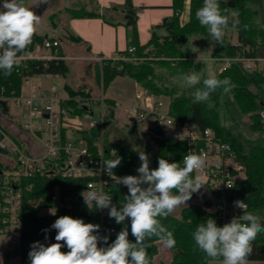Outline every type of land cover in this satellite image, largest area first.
I'll use <instances>...</instances> for the list:
<instances>
[{"label":"trees","instance_id":"16d2710c","mask_svg":"<svg viewBox=\"0 0 264 264\" xmlns=\"http://www.w3.org/2000/svg\"><path fill=\"white\" fill-rule=\"evenodd\" d=\"M253 0H218L223 14L230 16L229 26L237 28V43H232L225 35L222 44L214 45L212 55L215 59L233 58L236 56L256 57L257 47L264 44V29L253 24V9L248 5ZM185 0H173V7L182 10ZM204 0H190L189 18L181 22L178 14L166 19L163 22L166 33L159 35L152 32L151 39L146 44H141L137 28V11L133 8L132 0H126L125 6L131 13L133 19L128 26V48L120 51L115 58L103 57L98 65L96 80L103 85L104 90L108 89L114 79L118 76L133 78L135 81L146 87L155 94H165L170 97V112L182 121L194 122L199 128L210 127L215 130L217 135L224 141L229 142L236 151L238 158L246 166V178L238 182L228 193L230 201H242L247 204L245 212H253L261 218L264 225V141H252L245 139L241 133L234 132L230 127L223 123L219 111L216 109L218 98L223 91L218 89L211 94L214 105L209 107L205 103H196L193 99L183 94H177L175 90L164 85L158 79L156 71L157 65L175 66L178 65L186 73L192 67H198L194 63L192 53L183 48L187 37L191 34H202L209 36L207 28L202 27L196 19V11L203 6ZM235 13L237 19L232 17ZM81 16H94L96 13L83 12ZM228 26V27H229ZM42 36L34 33L32 40H42ZM75 40H80L72 36ZM134 47L133 52L130 47ZM169 58L167 60L161 58ZM158 58V59H157ZM160 58V59H159ZM171 60V61H170ZM174 61L176 62L173 65ZM220 69V68H219ZM69 68L63 59L52 60H32L29 65V75L40 74H59L66 76ZM216 78H229L235 85L230 91L237 107L244 113H250L254 129H261L258 111L264 103V97L251 89V84L256 80L259 87L264 84V73H248L244 71L242 64L237 60H232L230 65L225 66L221 71H217ZM23 77L21 72L14 66L10 75H5L0 69V95L2 88L7 96L19 95L21 93ZM68 99L65 101L72 114H83L89 108L87 104H81L79 98L89 96L84 89H75L65 85ZM106 104L105 121L114 117L116 103L110 98L103 100ZM64 136H65V130ZM97 130L81 133L84 140H87L93 150H96ZM158 150L153 155L154 166L160 158H164L165 150L163 141L158 139ZM117 149L121 164L116 167V172L120 177L135 175V168L138 162V153L123 145H107ZM178 159L182 152L175 151ZM22 229L21 246L19 255L21 264H30L28 253L31 245L39 241L46 246L56 243V230L51 225L57 218L68 215L73 218H89L94 216L97 209H89L84 203L81 195L86 191L87 180L65 178L58 174H49L37 171L31 177L22 180ZM177 193L176 189L172 190ZM113 204L119 209L125 201L124 185L116 184L113 189ZM52 208L53 214H41L42 209ZM243 215V212L241 213ZM208 218L214 219V213L206 210L199 203H192L181 208L180 215H169L167 218H158L161 223L173 232L176 245L172 248V260L170 264H207L205 254L198 249L192 238L196 226L205 222ZM217 226H223L221 221H216ZM127 228L129 240L135 242L131 235L130 220L126 219L120 224L121 229ZM48 229L47 233L43 230ZM108 236V245L115 239L117 234ZM47 235V239L45 236ZM157 238L153 237L147 241L151 246L147 249L149 264H153L154 257L158 253ZM107 246V245H106ZM252 254L248 257L249 261H264V232L258 233L252 243ZM67 252V247L61 249ZM167 264V263H164Z\"/></svg>","mask_w":264,"mask_h":264},{"label":"clouds","instance_id":"9594fccd","mask_svg":"<svg viewBox=\"0 0 264 264\" xmlns=\"http://www.w3.org/2000/svg\"><path fill=\"white\" fill-rule=\"evenodd\" d=\"M39 2L46 3V0ZM195 16L199 24L207 28L212 41L222 44L230 16L222 13L218 0H204ZM39 22L40 16L26 6L24 0H3L0 4V69L4 70L5 75H10L13 67L18 65V54L32 42ZM182 80L184 87L194 89L191 95L196 103L207 102L218 89L227 93L235 87L227 77L202 79L195 71L183 74ZM201 84L202 87H197ZM138 156L141 161L136 170L138 175L119 177V183L128 189L125 202L119 209L112 203V196L102 189L88 185V190L81 194L89 209H109V217L117 224L129 219L135 242L129 240V231L123 228L108 245V238L98 235L99 225L63 215L51 225L57 233L56 243L46 246L39 241L34 242L28 253L30 264H149L147 249L151 245L147 241L151 238H157L166 249L175 247L173 232L158 218H167L177 207L186 205L192 195L204 186L202 179H194L191 173L203 171L207 154L203 150L198 154L190 150L183 157V167L180 162L160 158L155 169H150L149 157L145 152L140 151ZM121 162L119 157L102 160V169L113 178V169ZM173 189L178 194H173ZM234 204L242 210L246 208L242 201H235ZM43 231L47 233L48 229ZM261 232H264V225L260 216L243 211V215L233 217L222 227L217 226L214 219L208 218L196 226L192 238L205 254L207 264H216L217 260L219 264H249L252 243ZM101 240L106 247L99 246ZM65 246L68 251L62 252Z\"/></svg>","mask_w":264,"mask_h":264},{"label":"built area","instance_id":"2783aa9c","mask_svg":"<svg viewBox=\"0 0 264 264\" xmlns=\"http://www.w3.org/2000/svg\"><path fill=\"white\" fill-rule=\"evenodd\" d=\"M176 14L182 17V10ZM182 22V19H181ZM183 23V22H182ZM131 52L135 50L130 47ZM18 65L15 67L23 77L21 93L7 96L2 88L1 99L13 100L18 109L21 126L41 142L43 152L40 155L27 154L13 141L7 131L0 125V152L10 151L15 156V163L0 161V254L10 260H21L19 250L21 246L22 229V180L31 177L37 171L49 174H58L65 178L85 179L87 187L102 189L113 194V189L119 183L116 168L113 169L115 177H110L102 169V160L115 159L117 149L107 146L103 141L102 125L93 120V112L89 109L83 114H72L71 109L65 105L68 99L54 91L40 89L30 83L29 65L32 60L62 59L61 43L59 39L42 38L33 41L27 48L18 54ZM242 64L248 73L262 72L256 57L236 56L224 58ZM29 86V91L25 87ZM132 117L135 120L152 118L158 130L156 137L163 141L166 151L164 158L169 162H180L183 167V157L190 150L199 153L203 150L207 160L203 171H194L191 176L201 178L204 185L213 196L214 220L221 221L222 225L228 223L233 217L241 216L244 210L230 201L228 193L246 178V166L239 160L233 146L217 135L214 129L199 128L194 122L182 121L170 112V104L143 85H138L135 91L134 103L131 106ZM261 131L264 134V103L258 111ZM83 117V118H82ZM91 120L88 127L83 119ZM67 129L90 132L97 130L96 150H93L87 140L78 141L67 136ZM65 130V136L64 131ZM227 146L226 148L224 146ZM159 148V147H158ZM182 152L178 159L175 151ZM158 167V163L155 168ZM230 185L231 187H228ZM88 189L86 188V191ZM85 191V192H86ZM114 199L112 197V203ZM109 209L98 210L94 216L84 218L85 223L100 226L101 237L113 236L118 233L120 224L108 215ZM99 246L106 247L101 240Z\"/></svg>","mask_w":264,"mask_h":264},{"label":"crops","instance_id":"0c3cea01","mask_svg":"<svg viewBox=\"0 0 264 264\" xmlns=\"http://www.w3.org/2000/svg\"><path fill=\"white\" fill-rule=\"evenodd\" d=\"M126 0H46L43 2L44 8L39 14L43 21L40 25H36V35L43 38L59 39L61 43V56L66 62L69 70V63L74 60H83L87 66H90L91 73H94L96 66L100 64L103 57L115 58L120 51L128 48V26L127 24L133 19L131 13L125 6ZM189 2L185 0L182 9V22L189 18ZM28 7H33L39 3V0H24ZM133 8L137 11V28L138 36L141 44H146L152 37V32L155 30L159 35L166 33L163 22L175 15L176 9L173 7V0H132ZM83 12L96 13L94 16H81ZM72 36L79 38L75 40ZM238 37V36H237ZM233 43L238 42L232 41ZM258 58V65L264 72V57ZM66 76L59 74H40L30 77V83L40 89L54 91L58 95L67 98L68 94L65 90V85L73 87L67 81L69 71ZM44 77H49L46 79ZM127 78L119 76L118 79ZM55 79L60 81L53 84ZM132 80V79H131ZM124 81V80H123ZM120 82V84L123 83ZM134 81V80H132ZM45 82V83H44ZM136 86L135 81L133 87ZM62 87L63 91L60 90ZM83 88L85 91L90 89L86 86H78L73 88ZM25 91H29V86L25 87ZM91 91V89H90ZM117 92V93H115ZM110 93L105 98H112L115 101H123L120 93L115 91ZM121 99V100H119ZM117 101V102H118ZM0 103L3 104L0 98ZM118 110V109H117ZM8 105H0V125L7 131L10 138L15 141L24 152L27 154L40 155L43 152L41 142L34 137L30 132L24 130L21 126L20 119L12 121L3 113L8 112ZM3 112V113H2ZM120 110L116 114L119 117ZM19 115V114H18ZM132 116V115H130ZM118 119V118H117ZM144 126L149 127L151 134L155 129L152 118L144 120ZM137 122V121H136ZM67 136L72 137V134L78 133L76 130L67 129ZM158 142L156 150H158ZM0 161L5 163H15V156L10 151L0 152ZM191 203H199L208 211L214 208V200L209 189L204 185L198 193H194L186 205ZM52 208L42 209L41 214H53ZM158 253L154 257L153 264L169 263L172 260L173 250L163 247L160 241H157ZM158 257H161L159 261ZM21 264V260H10L3 258L0 254V264ZM216 264H219L217 260Z\"/></svg>","mask_w":264,"mask_h":264},{"label":"rangeland","instance_id":"374dc122","mask_svg":"<svg viewBox=\"0 0 264 264\" xmlns=\"http://www.w3.org/2000/svg\"><path fill=\"white\" fill-rule=\"evenodd\" d=\"M2 2L3 0H0V4H2ZM248 5L254 10L252 14L253 24L259 28L264 29V0H253L252 2H249ZM232 17L234 19H237L236 14L232 15ZM41 23H43V21L40 19V22L37 25H40ZM225 36L231 42H236L237 28L229 26L225 30ZM214 45L215 43L212 41L210 35L204 36L202 34H191L187 37V40L183 44V48L191 52L194 63L199 64L197 68L192 67L188 73L195 71L201 75L202 79L213 76L215 77L217 71H221L225 67V65L229 63V61L225 59L221 61L213 57L212 51ZM257 55L259 58L264 57V44H261L257 47ZM161 59L167 60L169 58L163 57ZM175 64L176 62L174 61L173 65ZM69 65L70 72L67 78L69 84H71L73 87L86 86L87 88L91 89V91L90 89L86 90V92L89 93V96L82 99L79 98V101L81 104H87L90 108L89 111L93 112L92 121L97 120L102 125V130L104 132L103 142L106 145H123L130 149L136 150L137 153H139L140 151L145 152L149 157L150 169H155L153 163V155L155 153L156 145L158 142V139L156 137L158 131L154 129L153 133L151 134V132L149 131V127L144 126V120H135L132 116H130L133 114L131 106L134 103L135 91L137 89V86L141 84L135 81L133 78L127 77L118 79L114 83L112 82L109 88L104 90L103 85L101 83H98L96 80L98 66L93 68V71L95 73L93 75V73H91L90 66H87L83 60L71 61ZM156 71L159 77L158 79L161 83L175 90L177 94H183L186 97L193 99L191 93L192 91H194V89H189L183 86L182 76L186 73L184 69L180 68V66L178 65H157ZM35 76L37 75H34V77ZM44 78H46L47 80L50 79L49 77ZM131 79L135 81V87H133L134 81H132ZM58 81L60 80L55 79V82L52 81V83L57 84ZM122 81L123 83L120 84V82ZM197 87H202V84L197 85ZM250 87L254 92L259 93L261 97H264V84L262 85V87H259L255 80ZM76 89H81V87ZM60 90L63 91L62 87L60 88ZM109 91L110 93L118 91L120 93V97H122V100H125V102H120L118 100L117 102L114 99L110 98L115 101L116 108H114V117L109 118L107 119V121H105L106 104L105 102H103V100L106 99L104 96H107L109 94ZM156 95L160 98H163L167 103L170 104L171 100L168 95ZM2 102L4 103H0V105H8L9 107L8 112L2 113L12 121L18 120V109L14 106L13 100L2 99ZM203 103H205L209 107L214 105V101L211 98L207 102ZM117 109L120 110V113L118 115L119 117H117L118 119L116 118V114L118 112ZM216 109L219 111L223 123L230 127L234 132L241 133L245 139H249L252 141H264V134L261 129L252 128V119L250 113H244L237 107L231 92H221L218 98ZM83 121L86 127H88L91 122V120L86 118L83 119ZM81 132L83 131L81 130ZM72 138L78 141H84L82 135L78 133L72 134ZM140 163L141 161L139 160L138 156L137 166L134 170L135 175H138L136 170L140 166ZM124 193L125 196L128 195V189L126 186H124ZM173 194L178 193L173 192ZM184 206L177 207L173 215L179 216L181 208ZM50 212L54 211L52 210ZM158 258L159 259H157V261H159L161 257ZM249 264H264V261H249Z\"/></svg>","mask_w":264,"mask_h":264},{"label":"water","instance_id":"95a60500","mask_svg":"<svg viewBox=\"0 0 264 264\" xmlns=\"http://www.w3.org/2000/svg\"><path fill=\"white\" fill-rule=\"evenodd\" d=\"M44 8L43 2H39L38 4L34 5L31 10L36 14L39 15L42 13V10Z\"/></svg>","mask_w":264,"mask_h":264}]
</instances>
